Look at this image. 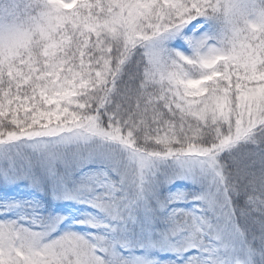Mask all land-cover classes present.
Masks as SVG:
<instances>
[{
	"label": "snow or ice",
	"instance_id": "snow-or-ice-1",
	"mask_svg": "<svg viewBox=\"0 0 264 264\" xmlns=\"http://www.w3.org/2000/svg\"><path fill=\"white\" fill-rule=\"evenodd\" d=\"M0 264H264V0H0Z\"/></svg>",
	"mask_w": 264,
	"mask_h": 264
}]
</instances>
